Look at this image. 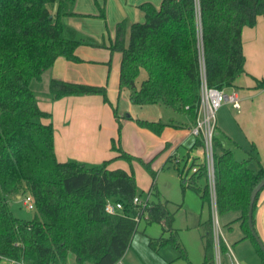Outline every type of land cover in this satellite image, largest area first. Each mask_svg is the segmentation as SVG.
<instances>
[{
	"label": "trees",
	"instance_id": "obj_1",
	"mask_svg": "<svg viewBox=\"0 0 264 264\" xmlns=\"http://www.w3.org/2000/svg\"><path fill=\"white\" fill-rule=\"evenodd\" d=\"M74 4L75 0H0V255L24 264H66L70 253L80 263L116 264L131 246L137 230L139 222L134 217L141 209L134 199L141 193L134 171L110 169L108 165L117 159L129 163L137 160L153 178L156 176L151 161L127 152L120 138H112L115 156L101 165L59 161L52 113L40 107L32 81L41 80L61 57L83 62L77 53L81 45L105 47L111 56L121 54L119 87L131 91L135 104L164 105L190 117L194 124L203 80L209 87L227 91L237 86V79L246 72L243 29L256 25L264 15V0H162L160 5L144 2L138 5L144 21L120 20L107 44L80 34L64 22L66 17L90 16L75 12ZM98 16L106 19L104 8ZM111 60L107 63L109 69ZM142 71L146 77L139 84ZM254 88L264 89V79L255 78ZM49 90L53 100L101 95L113 107L120 132L121 117L105 85L53 77ZM137 123L158 135L170 125L139 119ZM225 143L226 138L216 131V212L218 216L240 213L236 220L244 237L253 240L264 262V252L248 227L250 195L264 177V163L254 142L242 160ZM193 147L204 148L203 140L197 138ZM194 165L199 166L198 170L188 176ZM180 171L182 177L187 172L183 188L194 189L212 209L205 163L192 161L189 168L185 165ZM201 180L205 181L204 187L199 185ZM26 195L35 201L32 220L20 219L11 210L13 199ZM108 200L123 203L122 212L108 213ZM168 204V200L150 202L146 209L148 223L158 222L164 232L171 233L170 238L150 239V245L173 243L184 254L173 233L174 213ZM204 226L203 264H215L213 215ZM218 244L221 252L228 254L220 236Z\"/></svg>",
	"mask_w": 264,
	"mask_h": 264
},
{
	"label": "rangeland",
	"instance_id": "obj_2",
	"mask_svg": "<svg viewBox=\"0 0 264 264\" xmlns=\"http://www.w3.org/2000/svg\"><path fill=\"white\" fill-rule=\"evenodd\" d=\"M161 1L75 0L73 10L77 13L90 15L80 17L79 20L82 26L78 25L76 28L80 34L91 36L100 43L104 41L108 44L109 37L113 36L115 26L120 20L126 18L131 22L144 21V13L138 8L139 4L152 2L155 5H160ZM101 8L105 9L106 19L98 16L101 13ZM64 22L71 25V20L68 17L64 18ZM80 48L88 57V62L83 64L87 74L80 78L85 80L102 79V84H92L105 85L107 87L108 98L112 105L117 108L118 115L121 117L122 127L119 132V125L115 118L113 107L109 103H105L103 98L101 99L108 110L111 121L115 123V134L113 137L120 138V143L127 152L141 158L145 162L151 161V167L156 172V176L153 178L146 167L137 160L129 163L126 160L117 159L109 163L108 167L113 163L115 168H122L129 172L134 171L138 190L141 193L139 197L143 201L148 198L150 202L169 201L168 207L174 213L173 233L177 241L181 243V247L185 249L183 254L173 243H165L164 245L159 243L151 246L150 239H158L161 236L170 238L171 233L164 232L163 226L158 222L148 223L146 215L138 223L131 246L121 258V262L119 261L116 264H203L204 241L202 236L205 233L204 223L213 215V208L211 209L209 203L203 202L194 189L189 187L184 189V178L180 175V170L183 169L184 165H187V168L191 165V159L185 164L184 157L196 138L192 135L186 136L185 131L180 128L175 129L166 126L160 135L151 132L156 140L163 143L159 150L152 152V140L143 136L142 132L139 131L140 128H143V130H147L151 134L150 130L140 127L137 123L139 119L164 123L174 122L184 126L183 123L189 121L188 116L175 113L161 104L144 106L135 104L131 99V91L127 88L120 89L119 87L120 53L115 52L111 56L110 50L105 47L81 45ZM110 59L112 60L111 68L109 69L107 63ZM145 77L146 72L142 71L138 79L139 84ZM37 82H41L37 85L38 90L35 88ZM77 82L91 84L87 81ZM31 86L35 90L38 101H44L47 92H49L47 81L42 77V81L33 80ZM236 111L237 109L227 102L217 111L216 118L217 124L221 128L223 125L224 128L226 127L225 125H228L230 131H241L238 138L239 144L236 146L234 143L229 142L227 145L231 148L236 158L242 160L247 157L246 151L249 149L250 144L245 141V135L233 117V113H236ZM104 125L106 126V122ZM166 143H173V145L161 152L166 147ZM159 152L161 153L159 154ZM194 153L200 152L195 151ZM191 172L189 170L188 176H190ZM186 173L183 177L186 176ZM208 182L210 184L209 178ZM199 185L204 187L205 181H199ZM11 210L16 217L24 220L34 219L36 213L35 210L28 209L25 206L22 197L13 199ZM239 214L238 211H231L220 215L217 217V225L214 219L215 216H213L214 238L217 241L215 264H263L260 255L255 250L253 240L250 237H244V231L236 220ZM219 236L224 239L228 248V254L226 255L221 252L218 244ZM66 264L93 263L90 261L80 263L76 260L75 255L70 253Z\"/></svg>",
	"mask_w": 264,
	"mask_h": 264
},
{
	"label": "crops",
	"instance_id": "obj_3",
	"mask_svg": "<svg viewBox=\"0 0 264 264\" xmlns=\"http://www.w3.org/2000/svg\"><path fill=\"white\" fill-rule=\"evenodd\" d=\"M68 18L71 20L72 26H82L79 20L80 17ZM242 40L243 51L246 58V72L237 79V86L228 90V92L234 91L238 93L241 99V108L237 110L236 113H233V117L244 133L245 141H247L250 146L252 142L256 144L262 162L264 163V89L254 88L255 78L264 79V15L258 18L256 25H247L244 27ZM77 53L84 60L83 62L75 63L61 57L57 59L51 69L43 73L42 77L47 81L48 86L53 77L72 82L87 81L91 84L103 83L102 79L85 80L80 78L87 74L83 64L88 62V57H86L85 52L81 50L80 47L77 49ZM37 81H42V79ZM40 83L41 82H37L35 84L36 90H38L37 85ZM33 91L35 92L34 89ZM48 91L46 99L42 102L39 101V105L42 109L52 113V122L55 127V151L59 161L73 160L85 162L90 165H97L115 156V152L111 149L112 138H114L113 136L115 134V123L111 121L108 110L101 101L103 98L101 95L66 96L58 100H53L50 90ZM188 118L189 121L183 123L184 126L182 125L179 128L185 131L186 136L192 135L197 139L190 131V127L193 123L190 117ZM105 122L106 126L104 125ZM171 123H168L170 124L168 126L176 129L174 122ZM225 126V128L224 125L221 128L217 124L218 133L226 138V147L229 148L227 145L229 142L237 146L239 144L238 142H240L238 138L241 131H230V127H228V125ZM139 131L142 132L143 136L152 140V152H156L161 148L163 143L155 139L151 130V134H149L147 130H143V128H140ZM195 141L188 149L187 155L184 158L186 162L191 159V162L196 161V163L200 164L204 161L205 152L203 147H193ZM172 145L173 143H166L168 148ZM167 147L161 152L165 151ZM195 151H199L200 153H194ZM161 152H159V154ZM109 168L115 169L113 163ZM254 217L256 231L264 242V189L259 195ZM255 250L257 251L256 248ZM257 253L259 254L258 251ZM260 258L262 259L261 255Z\"/></svg>",
	"mask_w": 264,
	"mask_h": 264
},
{
	"label": "built area",
	"instance_id": "obj_4",
	"mask_svg": "<svg viewBox=\"0 0 264 264\" xmlns=\"http://www.w3.org/2000/svg\"><path fill=\"white\" fill-rule=\"evenodd\" d=\"M231 103L237 110L241 108V99L237 92H228L225 89H218L216 87H209L203 80L201 87V102L199 106L198 116L195 123L190 127V131L197 138H201L204 143V163L207 167L208 178L210 179V188L212 195V208L213 216L218 224V214L216 212V199H215V171H214V146L213 140L217 131V111L225 104ZM199 166L194 165L191 169L192 172H196ZM25 206L28 209L35 210V201L33 196L26 195L22 198ZM134 204L137 205L141 210L140 213L135 215V220L139 222L144 216L147 215L146 209L150 206L149 198L143 201L139 196L135 197ZM123 203L119 201L108 200L105 206V210L108 213L116 214L122 212ZM121 262V261H120ZM1 264H24L17 262L14 259L4 257L0 255Z\"/></svg>",
	"mask_w": 264,
	"mask_h": 264
},
{
	"label": "water",
	"instance_id": "obj_5",
	"mask_svg": "<svg viewBox=\"0 0 264 264\" xmlns=\"http://www.w3.org/2000/svg\"><path fill=\"white\" fill-rule=\"evenodd\" d=\"M263 186H264V177L251 191L250 203H249V209H248V227L251 231L252 236L255 238L261 250L264 252V242L262 241L261 237L257 233L255 224H254V205H255V201L257 199L258 193L260 192Z\"/></svg>",
	"mask_w": 264,
	"mask_h": 264
}]
</instances>
